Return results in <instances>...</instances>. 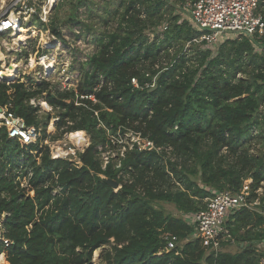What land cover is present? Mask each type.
<instances>
[{"label": "trees", "instance_id": "16d2710c", "mask_svg": "<svg viewBox=\"0 0 264 264\" xmlns=\"http://www.w3.org/2000/svg\"><path fill=\"white\" fill-rule=\"evenodd\" d=\"M186 2L123 0L94 39L98 50L75 88L0 83V106L11 102L27 126L39 127L40 107L29 101L46 93L58 112L53 140L82 131L90 137L74 162L52 159L43 144L47 131L24 146L0 129L2 263L94 264L95 251L108 247L105 264H261L264 41L230 36L213 46L198 43L201 33L178 13ZM260 12L264 17V0ZM111 22L116 27L109 30ZM165 24L151 40L147 32ZM53 33L62 37L58 28ZM146 142L151 149L142 148ZM247 180L249 201L259 205L229 219L234 243L224 242L219 252L205 247L190 218L214 192L240 193ZM162 203L174 205L178 217ZM167 236L177 239L169 252ZM234 245L237 251H226Z\"/></svg>", "mask_w": 264, "mask_h": 264}, {"label": "built area", "instance_id": "2783aa9c", "mask_svg": "<svg viewBox=\"0 0 264 264\" xmlns=\"http://www.w3.org/2000/svg\"><path fill=\"white\" fill-rule=\"evenodd\" d=\"M262 2L263 0H195L187 2L184 9L186 18L201 33L196 42L213 46L234 36L237 39L246 37L255 43L262 44L264 41V17L260 12ZM55 3L56 0H0V55L4 56L0 58V83H6L9 87L14 84H23L29 89L47 82L53 91L76 87L78 82L70 87V79L62 81L59 85H54L52 82L51 75L56 69L57 59L50 58L47 53L53 46L51 42H59L57 35L53 33V41L49 38L51 40L49 43L48 41L37 43L42 51L40 56L27 48V40L36 35L33 22L36 21L40 26L48 25ZM163 29L166 30L167 26ZM23 33H26L29 38L20 42L18 40ZM90 56L92 57L93 54ZM12 65L16 66L13 77L8 79L2 76L1 73L7 72L8 67ZM132 85L139 88V81L133 78ZM7 94L12 101L14 91L8 90ZM46 97L47 94L44 93L40 99L29 101L31 106L40 107V117L44 112L54 111L45 100ZM58 120L57 117V119H50L49 122L52 121L55 126ZM2 128L8 131L9 139H17L24 146L35 144L42 138V129L27 126L24 119L14 112L11 102L0 106V129ZM45 142L48 145V142ZM150 147H152L150 142L142 146L147 149ZM50 150L52 159L72 161L70 157L72 148L64 150L65 152H60L56 147H50ZM104 160L106 165L108 157ZM258 193L264 195L263 189H260ZM249 197L250 186L245 185L240 193L231 190L219 191L205 200V207L191 217V222L196 227V237L202 240L205 247L219 252L224 242L234 243L227 224L229 219L241 209L259 205L258 200L250 202ZM166 239L168 240L167 251L175 249L177 239L170 236ZM261 264H264V259Z\"/></svg>", "mask_w": 264, "mask_h": 264}, {"label": "rangeland", "instance_id": "374dc122", "mask_svg": "<svg viewBox=\"0 0 264 264\" xmlns=\"http://www.w3.org/2000/svg\"><path fill=\"white\" fill-rule=\"evenodd\" d=\"M123 0H84V4L79 6L78 9H75L74 5L78 3V0H56L55 5L50 13L49 19L50 23L48 25H39L36 21L33 22L34 28L36 29L35 37H31L27 40V48L30 52H33L35 48V44L40 41H48V43L52 40L53 28H58L62 34V37L58 38L59 42H51L53 46L48 50L47 56L50 58L56 57L57 66L54 72L51 75L52 82L54 85H59L62 81L65 82L66 79H70V87L75 86L77 82H79L83 75L84 71H89V61L90 54H95L98 50L94 39L103 34L106 30V22L112 19V17L117 13V11L121 10V2ZM190 2V0H187ZM187 2L182 5L183 9L179 10L182 18H186L187 14L185 12V5ZM180 6V5H179ZM186 14V15H185ZM77 18V21L72 23L71 19ZM80 22V25L78 23ZM89 24L94 33L86 32L83 24ZM109 30H112L116 27V23H112L108 25ZM167 26L166 24L163 25ZM159 30V32L148 31L147 34L153 40L156 35H162L164 29ZM50 30V31H48ZM51 34H50V33ZM158 33V34H157ZM27 34L23 33L20 37H26ZM28 37V36H27ZM26 37V38H27ZM51 38V40H49ZM81 40V41H78ZM199 40V39H198ZM53 41V40H52ZM202 43V42H198ZM190 45L187 44V47ZM58 56V58H57ZM2 58V57H0ZM52 60V59H51ZM10 67V66H9ZM13 77V76H12ZM239 77H243V75H239ZM156 81V78L155 80ZM155 84V83H154ZM154 87V86H153ZM47 109V107H46ZM58 112L51 111L44 112L41 114L40 120L41 123L39 127L42 131H47L48 137L43 141L45 145L47 141L50 147H56L60 152H65L64 150H68L72 148V161L78 162L77 155L83 151H85L87 145L84 147H80L78 144L73 142L70 139L69 135L64 136L62 139L53 140V135L56 134L57 129L54 126V121L49 122L50 119H57ZM47 124V128L45 130L44 125ZM54 127V128H53ZM54 130H53V129ZM87 134V133H86ZM43 136V132H42ZM88 145L90 144V137L87 134ZM131 140H140L138 137H133ZM47 145V144H46ZM145 149V148H144ZM147 149V148H146ZM148 149H151L148 148ZM115 152V151H113ZM116 155V152L115 154ZM103 159L108 157V154H104ZM251 184V180H247L245 185ZM264 191V190H263ZM168 214H172L173 216L179 215V212L175 208L174 205L168 203H162L160 205ZM191 220V218H190ZM108 247H102L95 251L93 255V263L94 264H105L103 261L105 251H107ZM226 251L235 252L237 251V246H231L226 249ZM6 257V255H5ZM7 260V259H6Z\"/></svg>", "mask_w": 264, "mask_h": 264}, {"label": "bare ground", "instance_id": "6f19581e", "mask_svg": "<svg viewBox=\"0 0 264 264\" xmlns=\"http://www.w3.org/2000/svg\"><path fill=\"white\" fill-rule=\"evenodd\" d=\"M24 31V30H23ZM28 36V35H27ZM26 36V37H27ZM20 37L18 41L22 42V41H26L29 37ZM0 57L4 58L3 55H0ZM52 62V61H50ZM16 66L12 65L10 67H8V71L5 73H1L2 76L11 79L12 78V74L15 71ZM47 107V106H46ZM54 128V127H53ZM52 128V129H53ZM54 130V129H53ZM70 139L75 142L76 144H78L80 147H84L85 145L88 146V139H87V134L86 132L82 131V132H77V133H71L69 134ZM0 264H6V263H2L0 261Z\"/></svg>", "mask_w": 264, "mask_h": 264}, {"label": "water", "instance_id": "95a60500", "mask_svg": "<svg viewBox=\"0 0 264 264\" xmlns=\"http://www.w3.org/2000/svg\"><path fill=\"white\" fill-rule=\"evenodd\" d=\"M104 180L115 190H119L120 189V185L118 182H116L115 180L112 179H106L104 178Z\"/></svg>", "mask_w": 264, "mask_h": 264}, {"label": "crops", "instance_id": "0c3cea01", "mask_svg": "<svg viewBox=\"0 0 264 264\" xmlns=\"http://www.w3.org/2000/svg\"><path fill=\"white\" fill-rule=\"evenodd\" d=\"M189 217H191V215Z\"/></svg>", "mask_w": 264, "mask_h": 264}]
</instances>
